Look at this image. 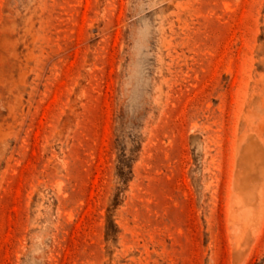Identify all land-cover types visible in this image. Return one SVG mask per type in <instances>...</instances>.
Here are the masks:
<instances>
[{"label":"rangeland","instance_id":"374dc122","mask_svg":"<svg viewBox=\"0 0 264 264\" xmlns=\"http://www.w3.org/2000/svg\"><path fill=\"white\" fill-rule=\"evenodd\" d=\"M0 264H264V0H0Z\"/></svg>","mask_w":264,"mask_h":264},{"label":"bare ground","instance_id":"6f19581e","mask_svg":"<svg viewBox=\"0 0 264 264\" xmlns=\"http://www.w3.org/2000/svg\"><path fill=\"white\" fill-rule=\"evenodd\" d=\"M242 174V173H241ZM241 187V186H240ZM239 195V194H238ZM242 198H245V197H242ZM245 199H247V198H245Z\"/></svg>","mask_w":264,"mask_h":264}]
</instances>
